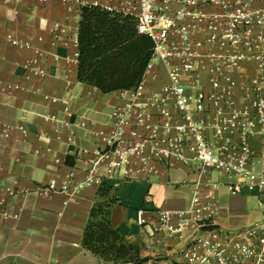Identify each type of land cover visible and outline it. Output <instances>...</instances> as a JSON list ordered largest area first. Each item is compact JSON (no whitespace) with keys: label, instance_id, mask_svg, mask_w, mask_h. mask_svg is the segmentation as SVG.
Masks as SVG:
<instances>
[{"label":"crops","instance_id":"0c3cea01","mask_svg":"<svg viewBox=\"0 0 264 264\" xmlns=\"http://www.w3.org/2000/svg\"><path fill=\"white\" fill-rule=\"evenodd\" d=\"M82 2L0 0V205L9 213H0V264H107L82 244L101 183L115 187L112 226L140 247L147 258L142 264H184L181 240L152 226L159 210L186 209L196 192L211 204L212 222L223 231L263 219L256 191L232 194L230 177L199 174L193 163L162 167L158 176L104 177L74 193L35 191L52 180L61 185L71 172L76 180L87 175L114 127L112 111L123 102L121 91L104 93L78 79ZM9 35L29 47L12 44ZM252 145L258 164L264 146L259 140Z\"/></svg>","mask_w":264,"mask_h":264},{"label":"built area","instance_id":"2783aa9c","mask_svg":"<svg viewBox=\"0 0 264 264\" xmlns=\"http://www.w3.org/2000/svg\"><path fill=\"white\" fill-rule=\"evenodd\" d=\"M102 1L81 5L132 16L153 42L152 57L137 87L121 91L114 127L87 175L76 180L71 172L61 185L52 180L35 191L74 193L104 177L158 176L162 167L193 163L199 174L230 177L232 194L256 191L264 207V158L255 162L252 145L264 146V0ZM0 213L9 215L1 205ZM212 215L196 192L186 209L159 210L152 228L181 240L184 264H264V218L223 231Z\"/></svg>","mask_w":264,"mask_h":264},{"label":"trees","instance_id":"16d2710c","mask_svg":"<svg viewBox=\"0 0 264 264\" xmlns=\"http://www.w3.org/2000/svg\"><path fill=\"white\" fill-rule=\"evenodd\" d=\"M77 76L104 93L132 90L142 81L153 53L152 40L137 31L129 14L100 5L80 6L77 32ZM68 155L66 162L73 164ZM115 187L101 183L88 221L83 246L107 264H142L140 247L112 226Z\"/></svg>","mask_w":264,"mask_h":264}]
</instances>
